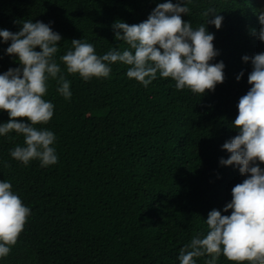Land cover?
<instances>
[{"label":"trees","instance_id":"trees-1","mask_svg":"<svg viewBox=\"0 0 264 264\" xmlns=\"http://www.w3.org/2000/svg\"><path fill=\"white\" fill-rule=\"evenodd\" d=\"M163 2L0 0V29L15 33L25 20L52 22L62 38L55 60L72 92L65 100L56 81L49 80L44 99L53 103L54 114L37 126L55 134V165L12 159L9 150L22 145L23 137H0V181H9L30 208L0 264H179L180 248L197 233L206 234L208 213L222 212L232 188L245 179L219 160L228 158L221 146L238 134L231 123L239 98L250 88L252 67L241 58L264 52V43L251 35L260 27L259 0L188 4L182 20L194 29L205 24L219 53L210 63L224 64L223 83L203 96L177 90L173 80L159 76L144 87L127 78L128 66L120 63L111 65L108 78L85 82L68 74L59 60L73 39L93 44L98 55L122 51L127 45L114 39L113 23L139 24ZM207 9L223 17L219 30L206 24ZM7 47L0 43V73L20 67L5 55ZM8 119L0 111V123ZM205 259L196 258V264ZM217 264L231 262L221 255Z\"/></svg>","mask_w":264,"mask_h":264},{"label":"clouds","instance_id":"clouds-1","mask_svg":"<svg viewBox=\"0 0 264 264\" xmlns=\"http://www.w3.org/2000/svg\"><path fill=\"white\" fill-rule=\"evenodd\" d=\"M191 2L164 0L139 24L114 22V39L127 45L122 51L112 48L98 55L93 44L73 39L59 60L68 74H78L85 82L108 78L111 65L120 63L128 66L126 77L144 87L159 76L173 80L177 90L203 96L223 83L224 64L210 63L219 53L205 24L194 29L182 20ZM202 15L208 18L206 24L220 29L222 16L212 9ZM257 19L260 27L252 29L251 35L264 43V9ZM51 24L25 20L15 33L0 29V43L8 44L5 55L15 57L20 65L0 73V111L9 117L0 123V137L9 133L23 137V144L10 149L9 156L24 165L38 160L41 167H48L58 161L55 134L37 127L46 125L54 114L53 103L44 99L49 80L56 81V90L65 100L72 96L70 82L55 60L62 38ZM241 59L252 67L247 76L250 88L239 98L238 114L231 123L238 134L221 146L229 155L219 164L238 168L245 179L232 188L231 201L222 209L230 214L211 210L204 220L206 234L197 233L180 248L179 264H196L200 257H206L204 264H217L221 255L231 264H264V168L260 167L264 164V52ZM243 75L236 76L237 82ZM29 215L30 208L12 191L11 183L0 181V260L10 254Z\"/></svg>","mask_w":264,"mask_h":264},{"label":"rangeland","instance_id":"rangeland-1","mask_svg":"<svg viewBox=\"0 0 264 264\" xmlns=\"http://www.w3.org/2000/svg\"><path fill=\"white\" fill-rule=\"evenodd\" d=\"M261 7L264 9V0H259Z\"/></svg>","mask_w":264,"mask_h":264}]
</instances>
